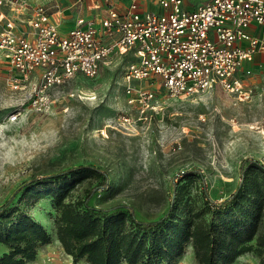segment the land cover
<instances>
[{
	"label": "rangeland",
	"instance_id": "1",
	"mask_svg": "<svg viewBox=\"0 0 264 264\" xmlns=\"http://www.w3.org/2000/svg\"><path fill=\"white\" fill-rule=\"evenodd\" d=\"M32 1L59 12L66 22L81 12L77 0ZM132 60L113 59L97 77L79 76L54 90V112L40 115L30 110V86L13 89L9 83L13 72L0 58V207L35 178L92 165L108 176V187L94 191L91 204L128 206L140 220H157L175 197L176 183H183L179 181L186 175L202 176L209 196L220 202L237 189L244 160L264 165V81L252 82L253 94L243 102L219 88L161 102L163 89L151 87L150 81L133 83L155 91L159 99L155 110L142 112L137 103L129 104L125 88L124 74ZM19 110L22 115L10 122L9 116ZM94 185L92 181L77 185L73 199L84 197ZM201 187L199 178L189 191L195 194ZM20 197L21 192L12 204ZM19 206L52 236L51 243L39 246L36 259L26 264H88L74 263L58 242L51 198L28 205L22 200ZM8 251L0 245V255ZM163 264L198 263L188 246L181 256ZM233 264H259V258L246 253Z\"/></svg>",
	"mask_w": 264,
	"mask_h": 264
},
{
	"label": "built area",
	"instance_id": "2",
	"mask_svg": "<svg viewBox=\"0 0 264 264\" xmlns=\"http://www.w3.org/2000/svg\"><path fill=\"white\" fill-rule=\"evenodd\" d=\"M86 1L87 10L104 11L102 17H80L64 29L59 12L41 3L0 0L6 8L0 10V58L13 72V89L30 86L31 111L52 114L54 90L79 76L95 78L103 65L130 56L126 93L142 112L159 104L155 91L133 84L143 81L163 89L161 102L215 88L239 102L251 98L249 65L264 53V0H132L122 8ZM21 115L13 112L9 121Z\"/></svg>",
	"mask_w": 264,
	"mask_h": 264
},
{
	"label": "trees",
	"instance_id": "3",
	"mask_svg": "<svg viewBox=\"0 0 264 264\" xmlns=\"http://www.w3.org/2000/svg\"><path fill=\"white\" fill-rule=\"evenodd\" d=\"M240 174L237 189L220 202L209 196L202 176L186 175L176 183L165 214L150 221L137 218L128 206L91 204L93 192L108 187V176L92 165L35 178L18 189L16 203L14 195L0 207V245L9 250L0 255V264L34 261L38 247L51 243L45 226L19 206L22 200L28 205L46 198L56 211V238L74 263H171L191 246L198 264H233L246 253L264 264V165L244 160ZM199 178L202 187L192 194L189 185ZM85 181L96 185L73 199V190Z\"/></svg>",
	"mask_w": 264,
	"mask_h": 264
},
{
	"label": "crops",
	"instance_id": "4",
	"mask_svg": "<svg viewBox=\"0 0 264 264\" xmlns=\"http://www.w3.org/2000/svg\"><path fill=\"white\" fill-rule=\"evenodd\" d=\"M100 2H102L104 4V7L107 6V2L106 0H99ZM112 3H114V5L117 8H122V7H126L128 6L132 0H110ZM198 2V1H196ZM77 3L80 6V14L79 16H77L75 18L74 21H64V19H61V25L62 28L66 29L69 28L73 25H75L76 20L80 17H83L85 19H99L102 17L104 11H98V12H91L88 11L86 8L87 5V1L86 0H77ZM195 4L191 5V6H186L189 9L194 8ZM150 8L159 10L158 6L153 5L152 3H150L149 5ZM249 67L252 69L253 71V75L252 78L250 79L251 82H253L255 85L260 84L264 81V53H259L255 56V60L254 62L249 65Z\"/></svg>",
	"mask_w": 264,
	"mask_h": 264
},
{
	"label": "bare ground",
	"instance_id": "5",
	"mask_svg": "<svg viewBox=\"0 0 264 264\" xmlns=\"http://www.w3.org/2000/svg\"><path fill=\"white\" fill-rule=\"evenodd\" d=\"M253 127V126H252Z\"/></svg>",
	"mask_w": 264,
	"mask_h": 264
}]
</instances>
